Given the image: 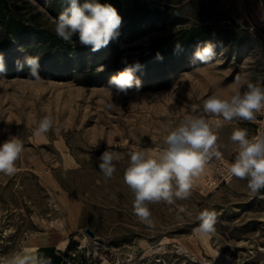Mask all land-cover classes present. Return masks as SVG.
<instances>
[{
  "label": "rangeland",
  "instance_id": "obj_1",
  "mask_svg": "<svg viewBox=\"0 0 264 264\" xmlns=\"http://www.w3.org/2000/svg\"><path fill=\"white\" fill-rule=\"evenodd\" d=\"M117 1L122 25L114 46L85 53L89 62L82 70L59 77L39 73L43 82L28 79V74L0 72V143L15 135L24 144L17 173L0 174V264L28 254L30 236L58 242V252L72 264H264V189L253 193L246 179L228 172L237 154L230 140L233 131L242 128L249 138L264 136V112L253 121L224 122L217 130L221 159L213 158L194 178L187 199L172 205L150 202L151 225L134 214V195L123 179L127 153L133 146L160 151L166 125L193 114L219 119L204 113L203 102L213 93L230 97L239 87L237 76L264 86V33L246 13L243 0L241 17L228 12L225 21L214 24H199L154 0ZM0 7L55 33L64 5L61 0H0ZM253 7L264 28V14L254 1ZM193 25L209 28L199 45L215 46L213 63L193 60L197 45L135 71L139 89L127 94L106 89L122 61L148 56L153 45ZM131 32L136 39H129ZM72 40L69 56L81 45L78 34ZM37 44L35 38L12 41L8 55L20 60L41 56ZM54 52L65 55L59 48ZM46 115L59 130L36 136ZM106 149L121 157L110 179L99 170L98 158ZM204 210L217 214L215 233L208 236L195 231Z\"/></svg>",
  "mask_w": 264,
  "mask_h": 264
},
{
  "label": "clouds",
  "instance_id": "obj_2",
  "mask_svg": "<svg viewBox=\"0 0 264 264\" xmlns=\"http://www.w3.org/2000/svg\"><path fill=\"white\" fill-rule=\"evenodd\" d=\"M64 5L55 20V35L65 43H73V36L78 34L81 45L90 46L93 52L100 50L115 39L122 25V17L110 3L99 0H61ZM179 49L180 45L177 44ZM215 46L211 42L198 45L193 60L204 64L213 63ZM157 58H162L157 53ZM40 56L26 57L28 79L43 82L39 74ZM126 64L123 71L113 75L106 89L111 93L127 94L130 89H139L140 81L134 75L139 64ZM19 64V61L17 62ZM5 70L4 58L0 54V72ZM103 70V68H101ZM241 76L235 78L239 85L228 98L213 93L203 102L206 114L219 117L209 121L202 115H189L173 125H166L164 147L153 152L151 149L133 146L127 153L128 166L124 171V182L134 195V214L148 225L152 224L150 202H166L174 204L176 200L187 199L194 186V178L199 177L213 158L221 159L218 150L217 130L224 122L233 120H255L257 113L264 112V86L252 82L250 77L246 83ZM58 131L55 122L49 115L39 120L35 130L36 136L47 134L50 130ZM231 142L237 153L228 172L231 176L247 180L248 189L256 193L264 189V136L249 138L246 129L234 130ZM24 151L23 141L19 136L12 135L0 143V174L13 176L17 173V161ZM99 170L105 178H111L116 171V162L121 159L115 151L106 149L99 156ZM184 212L185 209H180ZM199 226L195 230L202 236L215 233L217 214L215 211L204 210L199 214ZM7 264H50L33 254L19 253L13 255Z\"/></svg>",
  "mask_w": 264,
  "mask_h": 264
},
{
  "label": "trees",
  "instance_id": "obj_3",
  "mask_svg": "<svg viewBox=\"0 0 264 264\" xmlns=\"http://www.w3.org/2000/svg\"><path fill=\"white\" fill-rule=\"evenodd\" d=\"M100 3H110L117 8H121L122 4L117 0H99ZM250 5V13L252 20L255 24H259V19ZM262 9H264V0H262ZM209 33V28L203 25H193L192 27L181 30L173 35H170L160 42L152 46L151 53L144 57L127 62V64H139L135 71L142 70L148 66L162 64L174 57L182 55L183 53L191 50L197 45L201 44L204 40V35ZM27 38H35L38 41L37 47L42 52L39 60L40 68L39 73L50 74L59 77L62 73L77 70L80 71L84 65L89 62L85 57V53H100L114 46L113 41L100 50L93 52L90 46H76V53L69 56L71 51V44L65 43L59 39L55 33L33 26L23 20L15 17L8 10L0 7V54L3 55L5 70L1 73H11L13 75H26L28 74V67L26 60L10 59L8 55V48L12 41L20 42ZM137 36L135 33L130 34L129 39L134 40ZM179 44L180 48L177 49L176 45ZM33 49V46H29ZM55 48L60 51H65V55L54 52ZM157 53L162 58H157ZM19 61V64L17 63ZM126 67L123 63L116 68L117 72H121ZM134 71V72H135ZM91 72H88L90 75Z\"/></svg>",
  "mask_w": 264,
  "mask_h": 264
},
{
  "label": "crops",
  "instance_id": "obj_4",
  "mask_svg": "<svg viewBox=\"0 0 264 264\" xmlns=\"http://www.w3.org/2000/svg\"><path fill=\"white\" fill-rule=\"evenodd\" d=\"M176 8L180 13L189 17L192 21L199 24H214L225 21L226 15L237 13L239 17V0H154ZM244 1V0H243ZM253 1L258 10L264 14L262 9V0H249L253 11ZM226 5L223 9L221 4ZM245 7V4H244ZM223 11H227L225 14ZM246 11V10H245ZM247 13V12H246ZM58 242L50 240L48 237L30 236L27 240L26 251L28 254L36 255L37 257L47 260L50 264H72L69 263L58 252Z\"/></svg>",
  "mask_w": 264,
  "mask_h": 264
},
{
  "label": "water",
  "instance_id": "obj_5",
  "mask_svg": "<svg viewBox=\"0 0 264 264\" xmlns=\"http://www.w3.org/2000/svg\"><path fill=\"white\" fill-rule=\"evenodd\" d=\"M244 4H245V10H246L247 14L249 15L250 19L252 20L251 13H250V5H249V3H248V0H244ZM253 22H254V21H253ZM254 24H255V23H254ZM255 26H256V27H257L262 33H264V28H262L261 26H259V25H257V24H255ZM84 230H85V232H86L89 236H91V237L94 236V232H93L90 228L86 227Z\"/></svg>",
  "mask_w": 264,
  "mask_h": 264
}]
</instances>
